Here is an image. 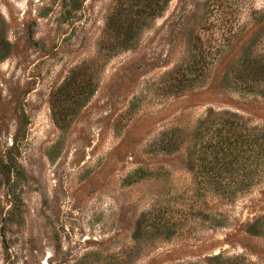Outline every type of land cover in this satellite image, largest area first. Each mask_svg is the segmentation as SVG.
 <instances>
[{"label": "rangeland", "instance_id": "rangeland-1", "mask_svg": "<svg viewBox=\"0 0 264 264\" xmlns=\"http://www.w3.org/2000/svg\"><path fill=\"white\" fill-rule=\"evenodd\" d=\"M263 14L264 0H0V264H264L243 232L264 213V162L226 175L249 184L233 196L187 164L208 108L263 124Z\"/></svg>", "mask_w": 264, "mask_h": 264}, {"label": "trees", "instance_id": "trees-1", "mask_svg": "<svg viewBox=\"0 0 264 264\" xmlns=\"http://www.w3.org/2000/svg\"><path fill=\"white\" fill-rule=\"evenodd\" d=\"M260 22H264V14L255 17L252 28H257ZM9 51L10 42L5 34L3 17L0 15V59ZM241 60L244 65L250 61L245 55ZM254 62L259 64V61ZM258 66L249 65L248 71L253 70L252 73L259 74ZM258 80L257 78L250 81L258 83ZM193 138L200 143H193L191 149H188V168L206 178L209 187L215 191L233 196L237 191L246 189L249 184L243 180L230 181L225 178L226 175L234 177L237 170H243L249 164L250 171L256 177L259 176V167L264 162V119L261 126H249L242 114L208 108L198 120ZM249 158L251 163L248 162ZM3 167L12 171L10 163L4 164ZM243 225V232L249 237L260 239L258 245L264 246V213L253 216ZM256 258L264 262V256ZM205 261L207 264H246L243 256L223 257L222 251L207 256Z\"/></svg>", "mask_w": 264, "mask_h": 264}]
</instances>
